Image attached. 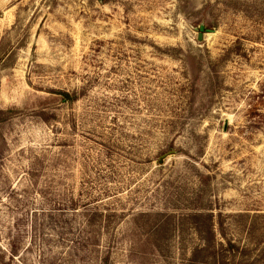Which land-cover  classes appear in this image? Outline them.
Returning a JSON list of instances; mask_svg holds the SVG:
<instances>
[{
	"label": "rangeland",
	"instance_id": "obj_1",
	"mask_svg": "<svg viewBox=\"0 0 264 264\" xmlns=\"http://www.w3.org/2000/svg\"><path fill=\"white\" fill-rule=\"evenodd\" d=\"M0 264H264V0H0Z\"/></svg>",
	"mask_w": 264,
	"mask_h": 264
},
{
	"label": "water",
	"instance_id": "obj_2",
	"mask_svg": "<svg viewBox=\"0 0 264 264\" xmlns=\"http://www.w3.org/2000/svg\"><path fill=\"white\" fill-rule=\"evenodd\" d=\"M200 29H201V32L204 33L205 28L202 26Z\"/></svg>",
	"mask_w": 264,
	"mask_h": 264
}]
</instances>
